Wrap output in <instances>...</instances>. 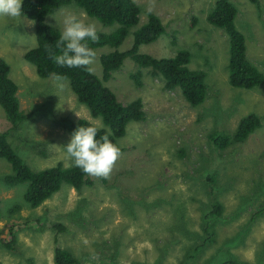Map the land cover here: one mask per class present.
<instances>
[{"label":"rangeland","instance_id":"obj_1","mask_svg":"<svg viewBox=\"0 0 264 264\" xmlns=\"http://www.w3.org/2000/svg\"><path fill=\"white\" fill-rule=\"evenodd\" d=\"M134 1L140 10L138 23L128 30L119 51L130 47L132 31L147 19V0ZM215 1L155 0L152 14L164 32L138 47V53L153 58L187 51V66L205 73L206 97L201 105L192 108L177 89L164 90L163 79L151 77L148 69L141 71V86L135 87L129 77L135 70L130 58L103 83L120 104L139 99L144 113L143 121L128 123L117 139L122 152L108 179L87 175L92 187L76 192L62 186L31 210L22 199L23 185L2 184L10 169L0 159V231L11 217L17 239L14 249L0 248V264H53L55 248L67 250L79 264H101L96 260L103 256L96 250L101 241L104 252L115 250L119 264L264 261V85L251 90L229 86L227 36L206 21ZM230 2L237 11L233 24L244 37L245 57L264 74V0H259L260 12L247 0ZM69 13L94 23L100 33L117 28L102 26L73 5L55 10L44 23L61 34ZM34 47L32 21L0 16V59L9 67L19 109L26 116L19 128L8 133L7 141L30 169L68 166L72 161L62 147L71 136L59 123L83 119L100 126V122L76 103L66 79L35 74L23 58ZM110 50H95L92 74L98 78V58ZM249 114L259 117L260 127L243 142H229L222 150L211 144L208 135L230 137ZM10 128L0 107V133ZM124 172L129 174L121 176ZM212 205L221 206L220 214L209 218L214 242L188 260L189 250L205 237L200 217L211 212Z\"/></svg>","mask_w":264,"mask_h":264},{"label":"trees","instance_id":"obj_2","mask_svg":"<svg viewBox=\"0 0 264 264\" xmlns=\"http://www.w3.org/2000/svg\"><path fill=\"white\" fill-rule=\"evenodd\" d=\"M247 2L254 6L257 12H260L259 0H247ZM72 5L86 16L96 19L102 26L117 25V28L109 33L97 32L98 40L96 42L89 41V46L94 50L101 47L111 49L98 58L101 68L100 78L86 72L83 68L60 67L48 57L45 51L46 43H48L53 52H57L56 41L59 40L60 34L53 27L45 24L44 18L55 10ZM21 11L24 18L33 22L35 36V47L23 55L25 62L33 67L39 78L45 79L51 75L59 74L63 79H66L76 103L83 105L90 117L98 119L100 122V126H95L83 119L74 122L61 121L59 125L70 136L78 127L95 126L98 128L97 138L105 133H110L109 139L117 144V139L123 137L128 123L144 120L139 99L120 104L114 94L103 84L109 80L112 72L121 67L125 58H130L134 62L135 70L129 77L135 87L141 86V71L148 69L151 77L160 76L163 79L164 90L177 89L183 100L192 108L201 105L205 100V73L201 70H192L187 66L190 56L187 51H177L173 57L169 58H153L138 53L139 46L152 43L163 34L164 28L156 15L147 14L146 22L132 31L130 47L124 51L118 50V47L127 37L128 30L138 23L140 10L134 0H23ZM236 13L237 11L230 0H216L206 15V21L214 28L221 29L227 36L226 71L229 86L251 90L264 85V74L245 57L244 37L233 24ZM192 21L194 24L195 20L192 19ZM8 73V65L0 59V107L11 126L6 132L0 133V159L4 160L10 169V172L2 177V184L5 187L23 185L22 199L31 210L36 209L51 195L57 193L62 186L76 192L85 187H92L93 182L73 163L64 167L61 163H57L40 170L30 169L18 155V153L21 155V152H16L10 146L7 141L8 133L17 127L19 128L26 116L19 109L16 95L17 86L9 78ZM259 127V117L255 114H249L238 122L230 137L227 135H208V138L215 148L222 150L229 142H243L249 134ZM120 150L122 152L121 148ZM125 174H129V172H124L121 176ZM206 179L213 182L211 175H207ZM101 182L106 183L105 180H101ZM9 211L11 212V210ZM220 212V205H212L211 212L201 215L200 219L205 237L201 243L189 250L188 260L198 257L206 244L208 246L214 242V233L210 229L209 218L213 215H219ZM259 213L260 211L254 212L252 217ZM182 230L183 232L187 231L184 228ZM15 234L16 231L11 225L10 217L3 230L0 231V248L3 250L14 249L17 241ZM105 247L104 241H101V245L97 246L96 250L99 251L98 254L103 256L96 257V260L101 264H119L115 260V250L109 249L104 252ZM223 261L224 264H249L244 261H230L228 259ZM263 263L264 261L260 262V264ZM53 264H79V262L67 250L55 248L53 250Z\"/></svg>","mask_w":264,"mask_h":264},{"label":"clouds","instance_id":"obj_3","mask_svg":"<svg viewBox=\"0 0 264 264\" xmlns=\"http://www.w3.org/2000/svg\"><path fill=\"white\" fill-rule=\"evenodd\" d=\"M22 2L23 0H0V16L11 19L21 17ZM154 7L155 0H147L145 14H151ZM62 23L60 38L56 41L57 52H53L46 43L45 51L48 57L60 67H79L92 73L96 52L89 46V41L98 40L95 24L85 23L72 13L67 14ZM54 77L57 81L63 79L59 74H54ZM97 134L98 128L95 126L78 127L71 134L70 141L62 148L66 157L84 174L108 179L121 155V150L109 139L110 133H105L99 138Z\"/></svg>","mask_w":264,"mask_h":264}]
</instances>
